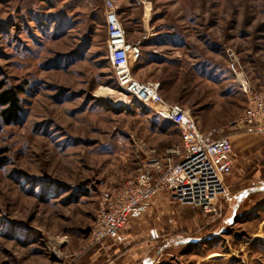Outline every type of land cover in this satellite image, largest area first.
I'll list each match as a JSON object with an SVG mask.
<instances>
[{
    "label": "rangeland",
    "instance_id": "obj_1",
    "mask_svg": "<svg viewBox=\"0 0 264 264\" xmlns=\"http://www.w3.org/2000/svg\"><path fill=\"white\" fill-rule=\"evenodd\" d=\"M112 1L129 42L151 35L132 76L232 143L231 202L205 215L165 193L199 218L189 236L215 233L170 264H264V193L218 231L234 193L264 185L263 140L230 130L248 104L239 82L264 89V0ZM105 11L104 0H0V86L24 87L18 120L0 129V264H102L83 251L101 194L179 144L174 125L120 94Z\"/></svg>",
    "mask_w": 264,
    "mask_h": 264
},
{
    "label": "built area",
    "instance_id": "obj_2",
    "mask_svg": "<svg viewBox=\"0 0 264 264\" xmlns=\"http://www.w3.org/2000/svg\"><path fill=\"white\" fill-rule=\"evenodd\" d=\"M104 2L107 58L120 94L129 101L149 106L161 120L174 125L180 132V140L166 151L162 161L149 158L134 178L101 194L99 210L83 251L116 239L127 221L141 217L160 192L182 205L198 208L205 215L216 212L220 199L233 200L223 182L233 165L230 137L220 134L219 129L200 131L188 109L163 99L159 83L140 82L132 76L131 61L141 58L143 46L151 35L129 42L117 7L112 0ZM230 66L236 72L234 65ZM239 91L246 96L248 104L230 130L256 135L264 142V89L253 92L244 80L239 82ZM173 156L177 157L176 162L171 161Z\"/></svg>",
    "mask_w": 264,
    "mask_h": 264
},
{
    "label": "crops",
    "instance_id": "obj_3",
    "mask_svg": "<svg viewBox=\"0 0 264 264\" xmlns=\"http://www.w3.org/2000/svg\"><path fill=\"white\" fill-rule=\"evenodd\" d=\"M261 192L264 193V185L248 186L235 192L233 207L223 215L218 231H223L222 223L235 222L237 211L251 194ZM158 195L141 217L127 221L116 239L90 248L93 251L90 257L92 263H98V259L103 258L102 264H170L174 263L172 254L175 249L181 251L196 245L199 248L200 244L212 240L215 233L189 236L187 231L199 220L197 215L188 208L173 205L165 192ZM254 212L257 214L258 210L253 207L238 215H252Z\"/></svg>",
    "mask_w": 264,
    "mask_h": 264
},
{
    "label": "trees",
    "instance_id": "obj_4",
    "mask_svg": "<svg viewBox=\"0 0 264 264\" xmlns=\"http://www.w3.org/2000/svg\"><path fill=\"white\" fill-rule=\"evenodd\" d=\"M23 92L22 85L0 86V129L18 120L21 113L19 97Z\"/></svg>",
    "mask_w": 264,
    "mask_h": 264
},
{
    "label": "bare ground",
    "instance_id": "obj_5",
    "mask_svg": "<svg viewBox=\"0 0 264 264\" xmlns=\"http://www.w3.org/2000/svg\"><path fill=\"white\" fill-rule=\"evenodd\" d=\"M104 95L108 96V95H113V93L109 90H104ZM123 102V101H121ZM118 103V101L115 102V104ZM230 198H231V195H230Z\"/></svg>",
    "mask_w": 264,
    "mask_h": 264
}]
</instances>
